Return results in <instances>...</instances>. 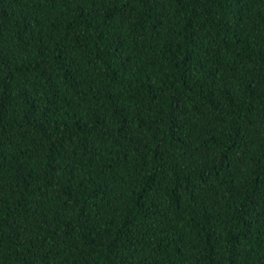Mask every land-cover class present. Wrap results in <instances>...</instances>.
<instances>
[{
  "label": "trees",
  "instance_id": "obj_1",
  "mask_svg": "<svg viewBox=\"0 0 264 264\" xmlns=\"http://www.w3.org/2000/svg\"><path fill=\"white\" fill-rule=\"evenodd\" d=\"M0 264H264V0H0Z\"/></svg>",
  "mask_w": 264,
  "mask_h": 264
}]
</instances>
